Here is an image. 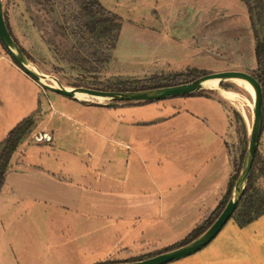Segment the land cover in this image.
<instances>
[{
	"label": "crops",
	"instance_id": "crops-1",
	"mask_svg": "<svg viewBox=\"0 0 264 264\" xmlns=\"http://www.w3.org/2000/svg\"><path fill=\"white\" fill-rule=\"evenodd\" d=\"M120 3V36L125 26L140 36L138 50L150 64L169 63L160 56L162 50L198 37L200 43L191 42L189 52L223 61L225 68L220 71L251 73L256 68L252 21L243 0ZM184 15L192 21L187 40L174 32L179 25L176 19ZM210 21L219 24L216 34L222 39L217 47L203 42ZM118 48L119 40L116 56ZM45 95L44 88L0 49V142L22 118L47 108ZM175 98L180 106L170 112L149 114L141 120L143 124L121 127L120 138L112 140L116 150L109 151L113 155L119 146L121 158L111 156L110 162L106 161V172L112 170L118 176L110 179V189L104 193L75 182L86 167H91L82 164L79 147L64 124L53 131L57 145L51 151L47 145L28 146L23 141L11 158L0 189V264H87L88 257L96 259L98 253L141 252L146 245L159 247L183 239L215 208L233 165L223 103L199 95ZM66 100L57 101L65 108ZM59 114L68 116L63 110ZM89 132L87 147L91 158L96 157L91 165L96 174L97 136ZM257 148L264 158V125ZM258 184L264 189V176ZM81 192L110 197L106 204L110 215L98 219L97 202L85 204ZM54 225L58 234L50 235ZM98 235L103 242L98 243ZM117 236L120 243L114 242ZM75 258L81 262L76 263ZM166 264H264V214L242 227L229 219L207 245Z\"/></svg>",
	"mask_w": 264,
	"mask_h": 264
},
{
	"label": "rangeland",
	"instance_id": "rangeland-1",
	"mask_svg": "<svg viewBox=\"0 0 264 264\" xmlns=\"http://www.w3.org/2000/svg\"><path fill=\"white\" fill-rule=\"evenodd\" d=\"M1 1L11 35L24 54L28 66L39 74L45 75L47 77L45 82L53 86L61 85L66 88L83 86L110 91L111 88L162 87L167 84L189 82L194 79L191 78L192 75L219 72L225 68L224 62L218 61L214 56H200L195 52H189L190 43H194L195 40L200 43L201 39L196 37L194 40L186 35L192 21L186 19L185 15L176 19L179 25L174 32L180 35L179 38L182 36L187 40L188 37L189 41L186 43L177 42L172 48L162 50L159 53L160 56L164 57L169 63L155 65L148 63L144 57L145 54L138 50L139 47L136 42L140 36H134L128 28L129 26L123 28L121 36L119 32L115 47L112 50L106 49L105 39H102L100 44L91 41L89 34L85 33L83 28L80 27L86 13L79 6V0ZM99 1L105 8L115 13H118L123 6L120 0ZM250 1L253 28L259 37L264 39V0ZM226 5L227 3L224 4V6ZM218 25L210 21L209 33L203 39V42L205 41L208 46L217 47L222 39V36L216 34ZM118 40L119 48L116 56L115 48ZM0 49L7 54L1 44ZM206 87L190 94L211 97L223 103L229 123L226 138L228 140V151L231 161H234L235 168H237L240 165L241 153L245 150L246 154L248 147L253 122V96L233 78L220 80L218 85L209 84ZM220 89L234 92L235 98L233 100L225 99L221 95ZM44 90L47 93L44 96L45 100H49L47 108L39 110L34 115L35 123L26 134L24 144L32 146L40 143L47 145L48 150L51 147H56V134L53 131L64 124L66 132L69 133L70 131L75 145L79 147L82 164L87 163L91 167H86V170L81 172L79 179H75V182L87 189L96 188L102 193L106 189H110V179L118 176V173L112 170H109V173L106 172L109 165L106 161L110 162L111 156L118 158V160L121 158L119 146L117 147V153L113 155L109 153L112 149L116 150L115 146H112L115 145L112 140L120 138L121 127L127 123L143 124L144 122L141 120L148 118L149 114L160 116L180 106L175 97L152 102L114 101L110 103V99L103 97L85 94L82 95L83 97L76 96V98H73L46 88ZM57 100H66L65 108L60 106L58 104L60 101ZM62 110L68 116L59 114V111ZM138 113L139 116H137ZM62 117H64V120H61ZM138 120L140 122H137ZM88 132L95 133L97 136L96 174H94L91 166L96 157L91 158L92 151L87 147L88 138L86 136ZM40 133H46L47 138L39 139ZM260 154L263 157L261 152ZM57 175L72 180V177L64 176L62 173ZM80 199L85 204L93 200L97 202L98 219L110 215L106 207V204L110 203V197H106L101 193L94 196L81 192ZM55 223L59 227L58 221ZM57 226L54 225L53 228L50 226V235L58 234L59 229ZM97 241L98 243L103 242L104 239L98 235ZM116 241L120 243L118 236L114 239V242ZM170 245L158 247L150 244L145 246L147 251L143 249L141 252L133 249L120 250V252L114 250L105 254V256H100L98 253L96 259L89 256V263L87 264L122 261L130 257L140 258ZM150 248L154 250H148ZM75 262H81V260L75 258Z\"/></svg>",
	"mask_w": 264,
	"mask_h": 264
},
{
	"label": "trees",
	"instance_id": "trees-1",
	"mask_svg": "<svg viewBox=\"0 0 264 264\" xmlns=\"http://www.w3.org/2000/svg\"><path fill=\"white\" fill-rule=\"evenodd\" d=\"M247 6L251 16V1L243 0ZM79 6L82 11L86 13V17L84 21L81 23V28L87 34H89V38L91 41L100 44L102 39H105V45L107 50H112L115 47L117 37L119 35L121 29L122 18L117 13L105 8L98 0H79ZM4 21L6 26L10 32L9 24L7 21V17L5 12L3 11ZM255 38V46H254V55L256 61V68L251 71V74L255 77V79L260 83L262 90V128L264 125V39L260 38L256 30L253 28ZM11 35V32H10ZM12 36V35H11ZM1 44V43H0ZM3 47V46H2ZM97 53V52H96ZM103 54V53H101ZM203 75V74H201ZM201 75H192L191 78L196 79ZM193 80V79H192ZM186 83V82H185ZM179 84V83H178ZM176 85V84H167L165 86ZM150 88L157 87H131V88H120L114 89L111 88V91H137V90H146ZM192 94L180 95V96H188ZM170 98V97H169ZM152 102V101H145ZM35 123L34 115H29L22 118L18 121L7 133L6 137L0 142V189L4 184L6 174L10 165L11 158L13 154L16 152L18 147L24 141L26 134L30 131ZM262 130V129H261ZM258 146V145H257ZM245 150L241 153L240 156V165L235 168L234 161H232L233 172L230 175L228 180V184L225 192L221 195L218 200L217 205L214 209L205 214L202 220L196 224L187 235L181 239L180 241L171 244L170 246L163 248L154 253H150L146 256L137 258L130 257L126 260L122 261H134L142 258H146L160 252H164L166 250H170L176 248L180 245L186 244L193 239L197 238L200 234H202L216 219L219 213L224 208L227 201L230 199L232 190L235 184V181L239 175V172L242 168V161L244 158ZM264 176V158L261 156L258 148L255 151L251 168L248 173L245 186L242 192V195L233 210L229 219H233L234 222L242 227L252 222L261 214H264V189L260 188L258 185V180L260 177ZM111 262H119V261H111Z\"/></svg>",
	"mask_w": 264,
	"mask_h": 264
},
{
	"label": "water",
	"instance_id": "water-1",
	"mask_svg": "<svg viewBox=\"0 0 264 264\" xmlns=\"http://www.w3.org/2000/svg\"><path fill=\"white\" fill-rule=\"evenodd\" d=\"M0 43L7 52V54L12 58V60L31 78L38 82L42 87L49 89L51 91L60 93L67 97L76 98L77 93H84L90 96L103 97L110 99V103L114 101H157L169 97H176L180 95L190 94L201 88H203V83L209 79H230L238 78L248 81L254 90V104H253V122L251 127V133L248 141L247 151L242 163V168L239 175L235 181L232 194L230 199L225 204L222 211L216 217V219L211 223V225L197 238L192 241L180 245L176 248L160 252L158 254L134 260V261H119V262H104L98 264H166L174 260H178L185 256H188L205 245H207L221 230L224 224L229 220L233 210L235 209L245 186V182L248 173L251 168L252 160L257 149L261 129H262V90L260 83L255 79V77L246 71L240 70H224L219 72L205 73L196 79H193L186 83H179L176 85L162 86L157 88H150L146 90L137 91H110V90H100L96 88L89 87H73L66 88L61 85L53 86L46 83L42 79H45V75L39 74L34 69L30 68L27 64V60L14 41L13 37L6 26L3 16L2 1L0 0Z\"/></svg>",
	"mask_w": 264,
	"mask_h": 264
},
{
	"label": "bare ground",
	"instance_id": "bare-ground-1",
	"mask_svg": "<svg viewBox=\"0 0 264 264\" xmlns=\"http://www.w3.org/2000/svg\"><path fill=\"white\" fill-rule=\"evenodd\" d=\"M46 78L47 77H45V79ZM45 79H42V80L45 81ZM233 79L237 80L238 83L243 87V89H245L246 91H248L249 94L251 96H253V102H254V90H253L251 84L248 81L244 80V79H238V78H233ZM209 84H214V85L217 84L218 85V79H209V80L205 81L203 83V87H206V85H209ZM206 88H208V87H206ZM220 93L227 100H233L235 98V93L234 92H231V91H228V90H221L220 89ZM82 95H85V94L84 93H77L76 94V96H78V97H81ZM253 117H254V113H253Z\"/></svg>",
	"mask_w": 264,
	"mask_h": 264
},
{
	"label": "built area",
	"instance_id": "built-area-1",
	"mask_svg": "<svg viewBox=\"0 0 264 264\" xmlns=\"http://www.w3.org/2000/svg\"><path fill=\"white\" fill-rule=\"evenodd\" d=\"M46 135H47L46 133H43V134L40 133V134H39V136H40L39 139L47 138Z\"/></svg>",
	"mask_w": 264,
	"mask_h": 264
}]
</instances>
